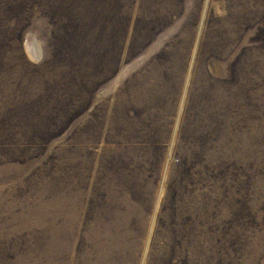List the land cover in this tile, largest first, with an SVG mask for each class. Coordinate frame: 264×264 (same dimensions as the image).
I'll list each match as a JSON object with an SVG mask.
<instances>
[{"label":"rangeland","instance_id":"rangeland-1","mask_svg":"<svg viewBox=\"0 0 264 264\" xmlns=\"http://www.w3.org/2000/svg\"><path fill=\"white\" fill-rule=\"evenodd\" d=\"M0 264H264V0H0Z\"/></svg>","mask_w":264,"mask_h":264}]
</instances>
